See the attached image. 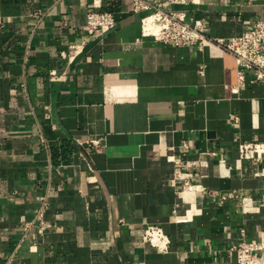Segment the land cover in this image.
I'll return each instance as SVG.
<instances>
[{"label":"crops","instance_id":"crops-1","mask_svg":"<svg viewBox=\"0 0 264 264\" xmlns=\"http://www.w3.org/2000/svg\"><path fill=\"white\" fill-rule=\"evenodd\" d=\"M95 8L117 27L86 34ZM166 8L216 38L264 19V0ZM142 17L133 0H0V264H237L229 248L261 240L264 152L239 146L264 147V82L236 89L232 55L143 37Z\"/></svg>","mask_w":264,"mask_h":264},{"label":"built area","instance_id":"built-area-1","mask_svg":"<svg viewBox=\"0 0 264 264\" xmlns=\"http://www.w3.org/2000/svg\"><path fill=\"white\" fill-rule=\"evenodd\" d=\"M196 0H165V7L147 0H133V12L143 13L141 19L142 36L153 38L155 41L168 46L187 47L206 42L217 45L236 60L238 69V85L236 89L246 84L247 72H253V82H264V19L256 21L246 28L242 34L232 38H216L207 31L204 19L192 18L188 11L166 8L171 5L195 4ZM2 23L0 22V27ZM117 27L115 14L109 11L93 9L88 12L86 24L83 26L86 34L93 36L105 30ZM77 46H70L67 51L61 52L62 59L70 60L75 55ZM203 73V71H202ZM239 119L235 118V122ZM90 145L99 150L101 141L93 139ZM242 158L259 160L256 155L264 152L262 145L242 143L239 146ZM233 198H240L243 207H249L250 200L236 194L222 196L221 202ZM46 205V203H44ZM43 210V208H42ZM39 230L43 235L47 225L42 211L36 217ZM33 225V224H32ZM144 240L158 252L166 253L170 247V239L161 226L148 225L144 231ZM230 256H235L237 264H256L264 259V232L261 240L241 241L228 250Z\"/></svg>","mask_w":264,"mask_h":264},{"label":"bare ground","instance_id":"bare-ground-1","mask_svg":"<svg viewBox=\"0 0 264 264\" xmlns=\"http://www.w3.org/2000/svg\"><path fill=\"white\" fill-rule=\"evenodd\" d=\"M256 264H264V259H262L260 261L258 260Z\"/></svg>","mask_w":264,"mask_h":264}]
</instances>
